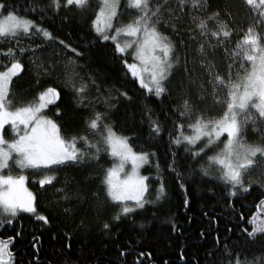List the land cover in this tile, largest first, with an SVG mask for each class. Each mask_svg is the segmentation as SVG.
<instances>
[{
	"label": "snow or ice",
	"instance_id": "1",
	"mask_svg": "<svg viewBox=\"0 0 264 264\" xmlns=\"http://www.w3.org/2000/svg\"><path fill=\"white\" fill-rule=\"evenodd\" d=\"M244 3L253 16L228 55L230 62L224 74L217 70L214 54L220 49L229 52L227 44L236 29L229 20L221 19L219 10L209 11V0H124L125 10L133 13L126 24L121 22V0H97L92 20V28L100 40L114 41L117 53L133 56L135 62L129 63L124 59L123 63L139 80L141 87L157 98L166 97L169 93L174 71L182 64L177 41L185 49L197 44L200 58L198 62L194 61L193 70L187 67V56L183 57L188 78L187 86L182 88L184 94L180 107L176 111L171 107L168 110L169 120L173 116L192 120L194 113L195 118L187 125L173 122L179 135L172 137L171 143L183 145L189 161L199 163L206 157L207 166L202 164L201 171L208 176L209 169L217 167L219 175L216 178L230 187V196H236L239 190L249 191L253 183L264 185V144L248 143L246 139L249 125L264 139V0H244ZM72 6L83 11L91 7V0H48L43 9H39L33 0L28 11L51 10L59 14L62 8L68 10ZM225 15L234 23L231 13ZM121 36L125 38L123 43L120 42ZM22 37L39 38L41 44L24 46ZM0 40L15 44V47L0 48V56L11 61L10 67L0 72V225L11 224L20 213L33 214L37 220L48 223V218L37 212L35 196L25 187L27 177L11 175L13 165L19 169L51 172L54 171L53 166L84 165L89 161L99 162L102 153L111 155L117 162L104 169L101 183L106 197L118 210L112 215L111 222H103L102 230L105 232L111 231L113 224L122 219L134 218L146 205L166 198L167 189L162 176L158 177L159 186L155 189L153 201L148 199L151 195L149 177L139 173L142 166L151 163L155 153L133 151L128 138L118 135L109 122L110 111L117 106L114 101L119 97L131 100L127 92L116 89L119 95L113 96L111 88L105 92L98 83L99 73L87 72L86 77L81 75L72 65L84 53L64 40L58 41L62 47L49 49L48 45L56 42L53 34L27 15H19L15 3L10 4L9 0H0ZM25 55L37 68V84L42 77L63 76L77 106L91 110L85 121L84 133L65 138L60 124L44 114V110L59 99L57 88L47 87L39 91L34 100L13 106L11 85L13 77L24 67L19 57ZM197 64L203 69L202 76L194 70ZM93 88L95 94H91ZM209 97L213 104L223 106L224 111L219 117H206L203 111L198 110L200 105L207 104ZM97 104H104L110 111H98ZM144 112L149 121L150 135L161 134L164 126L160 118L147 105ZM60 114L57 107V115ZM6 126L12 129L11 140L5 138ZM186 126L193 134L185 135ZM225 134L226 141H221ZM198 142H201L199 147L193 148ZM209 151L214 154L208 155ZM181 159L172 154L169 167L177 175H180L177 169L181 166ZM128 162L132 165L131 172L121 177ZM156 168L159 172L158 163ZM6 169L9 170L8 175H4ZM257 172L260 179L253 180L252 174ZM53 179L54 176L46 175L39 183L51 184ZM60 191L64 192V189ZM94 195L98 200V194ZM63 198L69 199L66 193ZM77 198L84 199L79 192ZM128 201L135 203L129 205ZM188 203L185 198V206ZM256 207L257 213L248 221L252 225L251 231L244 229L253 242L255 238L264 236V216L261 215L264 199ZM11 246L12 238L0 240V264H16ZM205 259L208 264H264V253L249 259L247 254L225 246L206 253Z\"/></svg>",
	"mask_w": 264,
	"mask_h": 264
},
{
	"label": "trees",
	"instance_id": "2",
	"mask_svg": "<svg viewBox=\"0 0 264 264\" xmlns=\"http://www.w3.org/2000/svg\"><path fill=\"white\" fill-rule=\"evenodd\" d=\"M9 3H15L19 15H27L53 34L56 42L50 43L49 49L62 47L58 41L64 40L83 52V57L76 58L72 65L81 75L86 77L87 72L99 73L98 83L105 92L111 88L113 96L119 95L116 89L128 93L131 100L119 97L114 101L117 105L115 109L110 111L104 104H97L96 109L110 111L109 122L114 131L128 138L133 151L155 153L151 163L143 170V174L149 177L151 195L148 199L155 201L158 177H163L167 189L163 201L146 205L144 210H138L134 218L122 219L113 224L111 231L105 232L102 230L103 222H111L112 215L118 210L106 197L101 183L104 169L115 163L111 155L102 153L99 162L59 166L51 172H33L29 187L36 194L37 212L46 216L48 223L37 220L29 213H20L11 224L0 225V238L4 235L16 238V249L19 250L16 264H208L206 253L225 246L247 254L249 259L264 253V236L255 238L253 242V238L244 231H251L252 225L248 221L257 213L259 201L264 199V185L253 183L249 196L248 191L243 190L237 191L236 196H230V187L218 180L217 174L205 176L201 171L202 164L207 166L206 157L199 163L189 161L184 146L171 143L172 137L179 135L173 122L186 125L187 118L173 116L169 120L168 110L171 107L172 111H176L180 107L184 93L169 91L166 97L157 98L141 87L123 63L124 59L129 63L135 62L133 56L117 53L115 42L102 41L94 32L92 20L97 0H91V7L83 11L72 6L68 10L62 8L59 14L51 10L28 11L33 6V0H9ZM47 3L48 0H35L39 9ZM209 5L210 12L219 10L221 19L229 20L236 29L227 44L228 48L243 36L242 30L251 22L253 13L243 0H209ZM123 9L124 2L121 11ZM226 13H231L234 23ZM21 44L35 47L41 44V39L22 37ZM8 47H15V44L0 40V48ZM185 51L187 49L182 46V54L188 55L189 63L198 60V55ZM214 55L217 70L226 73V65L230 62L226 57L229 54L221 49ZM19 59L24 67L12 83L13 106L34 100L37 93L47 87L57 88L60 96L50 107V113L60 124L62 135L69 138L84 133L85 121L91 110L77 106L65 78L42 77L37 84V68L29 62L28 55ZM193 68L194 65H191L190 70ZM194 70L203 75L198 66ZM91 94H95L94 88ZM145 105L153 110L164 126V131L158 136L150 135ZM57 107L61 113L59 116ZM205 107L203 105L202 108ZM89 138L92 139L91 136ZM253 140L255 144H261L257 138L252 137L250 141ZM173 153L182 158L177 169L180 175L169 167ZM46 175L54 176L52 183L38 184ZM78 192L84 199L77 198ZM65 193L69 197L67 200L63 198ZM94 194H98V200ZM185 198L189 201L187 206ZM65 208L69 211L65 212ZM261 215L264 216L262 212Z\"/></svg>",
	"mask_w": 264,
	"mask_h": 264
},
{
	"label": "rangeland",
	"instance_id": "3",
	"mask_svg": "<svg viewBox=\"0 0 264 264\" xmlns=\"http://www.w3.org/2000/svg\"><path fill=\"white\" fill-rule=\"evenodd\" d=\"M243 1H244V0H243ZM123 2H124V0H121V6H122ZM120 11H121V9H120ZM121 13H123V15L121 16V22H122V23H125V24L128 23V22L131 20L132 16H133V13L126 11V10H125V7H124V9L121 11ZM186 19H188V18L186 17ZM165 31H166L167 34L172 35V33H171L169 30L165 29ZM124 39H125V38H124L123 36H121V37H120V42L123 43V42H124ZM173 39L176 40V37L173 36ZM113 42H114V41H113ZM235 45H236V42H235V44L230 45V46L228 47V49H229L228 54H230L231 51L234 50ZM182 46H183V45H182ZM182 46H180L179 42L177 41V47H178V50H179V54H180V56H181V58H182V64H181L180 67H178V68L174 71V75H173V77H172V82H171V84L169 85V89H170V91H172V92L175 93V94H177V93H179V92H183V91H182V88L185 87V85H186V81H187V78H188L187 75H186V73H185V71H184V67H183V57H185V56L182 54ZM189 50H190V52H192L191 54H193V55H195V54L198 55L197 58H198V60H199L200 56H199V52L197 51V44H196V43H193L192 46H191V48H190V49H187V51H185V52L188 53ZM220 50H221V49H220ZM129 51H131V50H129ZM194 53H195V54H194ZM225 54L227 55V53H225ZM196 55H195V56H196ZM186 56H188V55H186ZM226 58H227V61H229V59H228V55H227ZM193 59L195 60V57H193ZM198 60H197V62H198ZM10 64H11V61H10L7 57H5V56H0V72H2V71H6L7 68L10 67ZM190 64L193 66V65H194V61H192V62L189 63V60H188L187 67H188L189 70H190V66H191ZM196 66H198V64H197ZM198 67H199V66H198ZM201 70L203 71V69L199 68V71H200V72H201ZM226 70H227V69H226ZM226 70H225V72H226ZM190 71H191V70H190ZM234 71H235V66H234ZM18 74H19V73H18ZM221 74H222V73H221ZM241 75H243V71H242V70H241ZM16 77H17V76H16ZM16 77H13V81H14V79H15ZM138 81H139V80H138ZM12 83H13V82H12ZM11 87H12V85H11ZM193 91H195V90L193 89ZM223 95H224V93L221 92V96H223ZM57 101H58V100H56V102H57ZM56 102H55V103H56ZM55 103H54V104H55ZM54 104H50L49 107H48L47 109L44 110V114H45L48 118L53 119V120H56L55 116H54L52 113H50V107H51L52 105H54ZM205 106H206V107L203 109V108H202L203 105H200L198 110L203 111V112L205 113V116H206V117H207V116H211V117H219L220 115H222V113H223V111H224L223 106L218 105V104H213V102H212V100H211V97L208 98L207 104H205ZM194 118H195V113L193 114V118H192V120H189V119L187 118V123H191V122H193V121H194ZM187 123H186V125H187ZM184 133H185V135H191V134H193V133H192V130H191L190 128H187V126H186L185 129H184ZM252 137H254V139L257 138V139H258V143L264 144V139H261L260 135H259L257 132H255V131L253 130V128H252L251 125H249V127H248V132H247V136H246V139H247V142H248V143H255V140H253L252 142L250 141ZM5 138L8 139V140L13 139V132H12V129H11L9 126H6V130H5ZM220 139H221V141H226V139H227V134H225L224 136H222ZM199 143H201V142H198L197 145L192 146V147H193V148H197V147H199ZM221 147H222V145H221ZM213 154H214V153H213L212 151H209V152H208V155H213ZM112 158H113V157H112ZM113 159H114V158H113ZM114 160H115V159H114ZM116 162H117V161L115 160V163H116ZM115 163H114V164H115ZM148 165H149V164L144 165V166H142V167L139 169V173H140V175L145 176V175L143 174V170H144V168H145L146 166H148ZM53 167L56 168V167H59V166H53ZM131 169H132L131 162H128L127 164H125L124 172L121 173V177L124 176V173H130V172H131ZM10 171H11V175H13L14 177H15V176H19V175H25V176L27 177V180H26V182H25V187H26L30 192L33 193L31 187H29V182H30V180L32 179V175H31V174H32L33 172H37L38 170H33V169H19L17 166L13 165V166L11 167V170H10ZM46 173H48V172H46ZM209 173H210V174H217V175H219L218 168L215 167V166L211 167V168L209 169ZM8 174H9V170H7V169L4 170V175H8ZM210 174H209V175H210ZM251 178H252V179L254 178V180H258V179H260L259 173H258V172H257V173H253ZM38 184H39V182H38ZM33 195H34V194H33ZM127 203H128L129 205H134L135 201H128ZM261 212L264 214V211H261Z\"/></svg>",
	"mask_w": 264,
	"mask_h": 264
},
{
	"label": "flooded vegetation",
	"instance_id": "4",
	"mask_svg": "<svg viewBox=\"0 0 264 264\" xmlns=\"http://www.w3.org/2000/svg\"><path fill=\"white\" fill-rule=\"evenodd\" d=\"M250 193H251V190L250 191H248V194H247V196H249L250 195ZM33 194H34V196H35V198H36V194L33 192ZM35 206H36V199H35ZM30 214V213H29ZM31 215H33V214H31ZM5 237H2V238H0V240H5V241H7L9 238H12V237H10V236H7V235H4ZM16 238H12V246H11V250L15 253V256H16V258L18 257V249H16Z\"/></svg>",
	"mask_w": 264,
	"mask_h": 264
},
{
	"label": "water",
	"instance_id": "5",
	"mask_svg": "<svg viewBox=\"0 0 264 264\" xmlns=\"http://www.w3.org/2000/svg\"><path fill=\"white\" fill-rule=\"evenodd\" d=\"M252 188H250V190H251Z\"/></svg>",
	"mask_w": 264,
	"mask_h": 264
}]
</instances>
